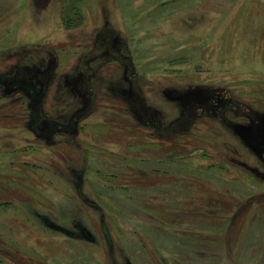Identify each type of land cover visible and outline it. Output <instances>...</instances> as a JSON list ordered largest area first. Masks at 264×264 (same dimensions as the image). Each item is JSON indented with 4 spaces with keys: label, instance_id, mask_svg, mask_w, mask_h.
Listing matches in <instances>:
<instances>
[{
    "label": "rangeland",
    "instance_id": "374dc122",
    "mask_svg": "<svg viewBox=\"0 0 264 264\" xmlns=\"http://www.w3.org/2000/svg\"><path fill=\"white\" fill-rule=\"evenodd\" d=\"M263 118L264 0H0V264H264Z\"/></svg>",
    "mask_w": 264,
    "mask_h": 264
},
{
    "label": "flooded vegetation",
    "instance_id": "af4514ba",
    "mask_svg": "<svg viewBox=\"0 0 264 264\" xmlns=\"http://www.w3.org/2000/svg\"><path fill=\"white\" fill-rule=\"evenodd\" d=\"M30 94L32 96L38 97L40 92L34 87ZM34 109L37 112V107ZM234 128L235 134L239 135L237 137L239 138L240 142L247 147V150H249L258 161V164H247L243 167L251 173H256L258 176L264 177V118L263 120L258 119L255 122L252 119L249 124L236 125ZM87 235H90L89 237H91V239L94 238L91 236V234L87 233Z\"/></svg>",
    "mask_w": 264,
    "mask_h": 264
},
{
    "label": "trees",
    "instance_id": "16d2710c",
    "mask_svg": "<svg viewBox=\"0 0 264 264\" xmlns=\"http://www.w3.org/2000/svg\"><path fill=\"white\" fill-rule=\"evenodd\" d=\"M198 153H201V154H203L204 153V150H199V151H197ZM197 152H196V154H192V157L193 156H197ZM182 157H184V156H182ZM190 157H191V155H190ZM210 177H213V178H220L218 175H216V174H209V180H211L210 179ZM73 219H77V218H73ZM56 225H59V223H55ZM60 227H61V229H64L63 228V226H61V225H59ZM85 229H87V228H85ZM8 249V251H9V248H7ZM10 250H11V248H10ZM10 252V251H9ZM11 257V256H10ZM18 258V257H17ZM15 258H13L12 257V259H10V263L11 264H20L21 263V261L20 262H17V261H15L14 260ZM18 260V259H17ZM20 260V259H19ZM16 262V263H15Z\"/></svg>",
    "mask_w": 264,
    "mask_h": 264
},
{
    "label": "crops",
    "instance_id": "0c3cea01",
    "mask_svg": "<svg viewBox=\"0 0 264 264\" xmlns=\"http://www.w3.org/2000/svg\"><path fill=\"white\" fill-rule=\"evenodd\" d=\"M214 181H217V180H222L221 178H214L213 179Z\"/></svg>",
    "mask_w": 264,
    "mask_h": 264
},
{
    "label": "bare ground",
    "instance_id": "6f19581e",
    "mask_svg": "<svg viewBox=\"0 0 264 264\" xmlns=\"http://www.w3.org/2000/svg\"><path fill=\"white\" fill-rule=\"evenodd\" d=\"M15 245H17V244H15Z\"/></svg>",
    "mask_w": 264,
    "mask_h": 264
}]
</instances>
